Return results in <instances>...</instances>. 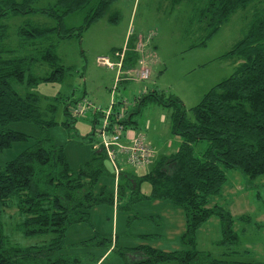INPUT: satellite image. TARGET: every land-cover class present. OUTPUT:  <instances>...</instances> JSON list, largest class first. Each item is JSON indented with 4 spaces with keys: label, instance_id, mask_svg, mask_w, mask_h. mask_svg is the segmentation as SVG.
Listing matches in <instances>:
<instances>
[{
    "label": "trees",
    "instance_id": "trees-1",
    "mask_svg": "<svg viewBox=\"0 0 264 264\" xmlns=\"http://www.w3.org/2000/svg\"><path fill=\"white\" fill-rule=\"evenodd\" d=\"M114 1L0 0V149L28 135L12 129L10 122L28 120L42 126L32 144L0 165V264H80L79 254L66 248L70 246L64 237L69 224L88 219L89 209L98 203L128 207L141 197L168 199L183 210V247L164 250L143 243L132 247L141 252V257L127 264L166 259L178 264H264L259 260L220 258L198 248L196 242L199 226L215 215L221 220L220 241L237 243L235 217L214 197L222 192L230 167L249 178L264 174V0H161L171 8L180 3L189 7L184 33L192 39L190 47L206 43L237 8L250 4V17L241 37L222 54L234 57L233 72L207 88L188 109L172 93L166 100L162 91L155 89L138 97L139 104L150 97L172 108L170 129L180 143L171 152L153 156L151 167L143 173L122 167L116 177V191L97 185L107 171V156L101 145H93L90 157L70 168L63 146L54 143L48 133L57 103L48 101L42 107L39 93L30 89L39 82L64 80L68 67L56 52L57 42L66 36L81 35V30L108 13ZM77 11L83 14L82 22L65 27L64 17ZM32 12H44L54 24L22 20L15 31L16 40L8 44L6 19ZM118 15L117 11L111 12L108 20L115 21ZM116 49L123 51V72L134 68L143 57L135 32ZM115 108L119 107L114 103ZM63 110L71 115L68 101ZM100 114L97 111L93 122H98ZM130 114L125 110L121 119L126 126ZM201 140L206 141L205 147L194 151ZM143 181L149 184L148 192L140 188ZM8 207H14L19 216L14 225L17 230L29 236L51 233L50 238L27 245L10 239L2 219ZM238 218L249 217L243 214Z\"/></svg>",
    "mask_w": 264,
    "mask_h": 264
},
{
    "label": "rangeland",
    "instance_id": "rangeland-1",
    "mask_svg": "<svg viewBox=\"0 0 264 264\" xmlns=\"http://www.w3.org/2000/svg\"><path fill=\"white\" fill-rule=\"evenodd\" d=\"M250 10V4L237 8L206 43L190 47L192 39L184 33L189 11L186 4L171 8L161 0H115L108 13L81 30V35L61 38L56 44V52L68 67V74L64 80L39 82L30 89L39 93L42 107L48 101L57 103L53 111L54 122L48 133L54 143L63 146L70 168H76L90 157L94 142L100 140V135L94 130L100 118L97 123L93 122L96 108L103 109L111 102H115L117 107L124 106L131 113L128 127L131 125L135 132L141 131L153 143L154 158L173 151L180 139L170 129L172 108L150 97L139 104L136 102L138 97L155 89L162 91L164 100L172 93L180 97L187 109L192 106L207 88L233 72L234 57L222 54L241 37ZM114 11L119 13L117 19L108 20V15ZM82 18L81 11L68 13L63 19L64 26H76ZM22 20L54 24L44 12L10 15L6 19L8 44L16 40L15 31ZM134 32L141 41L144 64L150 68L147 78L134 76L133 70L140 66L139 63L117 76L115 63L111 66L98 59L104 55L110 62L115 61L114 50L123 46L127 35ZM125 75L129 77L123 78ZM65 101H68L70 109L77 103L82 104L81 115L71 113V116L64 112ZM187 115L191 116L190 110H187ZM8 126L28 135L0 149V165L32 144L42 132L41 125L28 120H16ZM205 145V140L197 142L194 151L202 150ZM151 162L139 168L130 164H125V167L140 174L151 167ZM105 167L107 171L99 177L97 185L103 184L106 189L116 191L115 174H111L114 167L108 158ZM226 173L224 188L214 201L222 203L235 217L233 228L238 232L239 241L233 244L221 242V220L211 215L197 229V247L220 258L264 263V174L249 178L232 167ZM140 188L146 192L150 189L146 181ZM6 210L2 215L4 228L13 241L27 245L50 238L51 233L24 235L14 227L19 218L15 208ZM89 213L85 221L69 224L64 235L65 243L70 244L66 248L82 258L80 264H127L141 257V252L132 247L143 243L164 250L183 247L180 238L185 225L183 210L168 199L141 197L130 202L128 207L118 208L111 202H103L91 207ZM243 214L249 218H238ZM144 264L178 263L166 259Z\"/></svg>",
    "mask_w": 264,
    "mask_h": 264
},
{
    "label": "built area",
    "instance_id": "built-area-1",
    "mask_svg": "<svg viewBox=\"0 0 264 264\" xmlns=\"http://www.w3.org/2000/svg\"><path fill=\"white\" fill-rule=\"evenodd\" d=\"M114 54L117 59L113 62H110L108 57L104 55L98 56V59L100 62H105L111 66L115 63L118 66V76L122 71L121 60L123 57V51L116 49L114 50ZM138 63L140 66L133 70L134 76L147 78L150 71L149 66L144 64L143 58H140ZM125 77L129 76L125 75ZM82 101H80V103ZM114 103L115 102H111L103 109L100 107L96 108V110L101 114L99 124L94 130L100 135V140L98 142H94L93 145H101L105 149L106 156L112 167H114V174L116 178L118 172L125 166V164H130L135 167L146 166L149 164L154 156L155 149L153 144L149 143L145 139V136L141 131L135 132L121 121V119L125 116V107L119 106L118 109L115 108L114 110ZM77 104V106L75 105L76 107L74 106L70 109V111L73 114L81 115V111L84 106L82 107V104ZM112 117H114L113 120L111 119Z\"/></svg>",
    "mask_w": 264,
    "mask_h": 264
},
{
    "label": "crops",
    "instance_id": "crops-1",
    "mask_svg": "<svg viewBox=\"0 0 264 264\" xmlns=\"http://www.w3.org/2000/svg\"><path fill=\"white\" fill-rule=\"evenodd\" d=\"M126 34H127V33H126ZM128 35H129V34H128ZM128 35H127V36H128ZM125 38H126V35H125ZM126 39H127V38H126ZM126 39H125V40H126ZM124 42H125V41H124ZM119 106H120V105H119ZM120 107H121V106H120ZM129 128H131L132 130H134V128H132L131 125H129ZM149 143H151V141H149ZM169 143H170V141H169ZM152 144H153V143H152Z\"/></svg>",
    "mask_w": 264,
    "mask_h": 264
}]
</instances>
